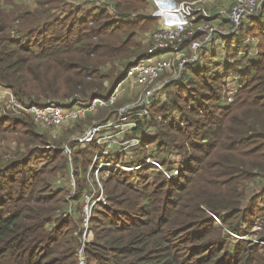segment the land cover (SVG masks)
Here are the masks:
<instances>
[{
  "label": "trees",
  "instance_id": "obj_1",
  "mask_svg": "<svg viewBox=\"0 0 264 264\" xmlns=\"http://www.w3.org/2000/svg\"><path fill=\"white\" fill-rule=\"evenodd\" d=\"M24 1L0 0V85L18 97L87 100L104 93L116 74L109 65L144 55L140 35L159 24L145 14L148 0H113L117 19L96 6L80 16L84 5L66 0H34L33 9ZM140 11V20L129 18ZM263 26L250 70H237L232 102L225 80L199 61L173 85L170 101L157 100L149 116L137 119L127 134L141 140L136 159L126 163L133 169L100 170L108 174V201L93 207L89 264H264L263 246L231 236L244 235L264 217L256 202L264 198ZM37 126L30 115L9 116L0 106V264H80L83 219L68 206L89 186L83 179L68 194L59 182L69 175L68 156L62 145L43 147L47 137ZM72 146L74 161L84 167L107 147L97 141ZM120 147L100 159L120 163L130 153L117 152ZM152 147L165 167L177 161L160 153L178 151L179 165L170 166L181 168L178 177L167 178L154 164L141 166L154 156ZM257 178L262 186L250 202L247 183Z\"/></svg>",
  "mask_w": 264,
  "mask_h": 264
},
{
  "label": "built area",
  "instance_id": "obj_2",
  "mask_svg": "<svg viewBox=\"0 0 264 264\" xmlns=\"http://www.w3.org/2000/svg\"><path fill=\"white\" fill-rule=\"evenodd\" d=\"M155 10L147 16L159 19L157 28L148 35L149 46L144 55L136 58L123 75L118 78L113 88L107 95L93 96L87 100L74 97L72 100H47L44 103L22 101L14 95L11 90L3 88V95L11 103L12 107L30 113L33 120L41 127L50 129L60 127L63 122L76 121L97 110L99 105L112 106L127 92L126 85L136 87L137 95L130 93L132 99L125 104L115 108L112 114L105 121L96 122L82 134L73 136L71 141L82 145L97 141L107 147L99 152L94 160V167L100 171L103 167L126 168L120 163L104 161L100 159L101 154L115 152L109 147L110 142L121 145L117 152L128 148L140 147L139 137L126 139L122 144L113 139L110 131L116 126H123L125 130H119L116 134L122 135L128 130L137 126L138 118H145L150 115V107L159 99L161 92L169 87L173 81L179 80L186 72L190 63L200 61L202 51H215L216 45L224 46V39H231L239 34L241 27L253 18L260 17L264 13V0H233L230 4L223 5L212 10L208 3L210 0H152ZM218 37L223 41H218ZM189 53V54H187ZM168 55V57H163ZM175 74V77L168 80L164 75ZM237 91V88H236ZM236 91L229 89L228 101L234 100ZM123 95V96H121ZM135 95V97H133ZM122 127V128H123ZM121 129V128H120ZM115 131V130H114ZM64 151L68 159L72 160L74 152L70 144L64 145ZM98 161H100L98 163ZM154 164L158 166L169 179L178 177L181 173L180 167H165L159 161L148 158L141 166ZM95 202L107 204V196L103 193L96 196ZM94 206V205H93ZM92 208L85 209L83 229L85 232L90 228ZM217 221H220L214 215ZM83 247L81 252H83ZM80 264H86L84 259Z\"/></svg>",
  "mask_w": 264,
  "mask_h": 264
},
{
  "label": "rangeland",
  "instance_id": "obj_3",
  "mask_svg": "<svg viewBox=\"0 0 264 264\" xmlns=\"http://www.w3.org/2000/svg\"><path fill=\"white\" fill-rule=\"evenodd\" d=\"M149 1V6L147 8V10L145 11V14H150L152 11L149 8L150 5L152 6V10H155V7L152 5L153 1L152 0H148ZM178 1H192V0H178ZM25 5L28 6L29 8L33 9L35 7V1L34 0H26L24 1ZM113 0H66V4H68V6L70 4H75V5H79V4H83L84 5V10H82V12L80 13V16L86 15L89 11H92V9L94 10V6H96V10L99 9H103V8H107L108 11L115 17V19L117 18H122V17H118V12H116V8L114 7ZM143 12V11H142ZM141 11L140 12H132V14L129 16V18H131V20L133 21H138L140 20L138 18V15H142ZM145 16V15H143ZM263 16V17H262ZM263 20V22L261 21ZM264 24V13L260 15V17L258 18H253V20H248L243 26H242V31L239 32V34H237L236 36H234L233 40L230 39H224V46L217 44L216 45V50L215 51H202L201 55H200V62L197 64L202 65L201 68L206 69V68H212V72L217 73V75H220L226 83V91L228 92L229 89H232L234 91H236V84H237V80L236 77H238V69L241 72L246 73L248 70H250V63H252L253 59L256 56L257 53V44H259L260 40H261V30L260 28L262 27V25ZM155 26H150L148 27L145 31H143V33L140 35V42L143 45V47H147L149 46V42H148V35L154 31L156 28ZM264 27V26H263ZM239 40V41H238ZM218 41L222 42L223 39L218 37ZM233 42V44H231ZM231 44V45H230ZM143 53L139 51V53L137 55H135L134 57L130 58L127 62H125L122 66L117 65V67L113 66V65H109L108 70L111 68V70H115V75L109 79L106 83V87H105V92L104 93H98L97 96H105L109 93V91L113 88V86L115 85V82L118 80L119 78V74L121 71L123 72V70L126 68L125 66L129 65L133 62L134 58H136V56H139ZM189 54V53H187ZM163 57H168V55H163ZM196 67V64L194 63H190L187 65L186 67V72L181 76V78L179 80L173 81L174 79H172L173 77H175V74L173 73H168L166 75H164V77L162 78H166L168 80L172 79L173 82H171L169 84V87L165 90H163L160 94L161 99H160V103H163L164 101H170V99L173 97V94H175L176 92V87H173V85H175V83L180 82L183 77L186 74H191L192 70ZM126 70V69H125ZM121 72V73H122ZM225 76V77H224ZM126 90L127 92L121 96H123L122 98H120L118 101H116L112 106H104V105H99L97 110L91 113H87L86 116H83L82 118H78V120L76 121H71V122H63L61 124L60 127H54V128H50V129H46L41 127L39 124H37L39 131H41L42 133H44L47 137V141L48 144H46L45 148H50V147H60V145H62V147H64L65 144H70L71 146L73 145V143L75 144V142L68 140V138H72L73 136L82 134L83 132H85L88 127L92 126L93 124H95L96 122H100V121H105L106 119L109 118V116L112 114V112L115 110V108H117L118 106L127 103L128 101H130L132 99V97H130V93H133L135 95H137V93H135L137 91L136 87H130L129 85H126ZM3 86L0 85V106L2 108V113L3 114H8L9 116H21V115H30L32 118L33 116L30 113H27L25 111L22 112V110H18L15 109L14 107H12L11 103L8 102V99H6V97L3 95ZM237 93V91H236ZM229 94V92H228ZM135 95H133V97H135ZM236 95V94H235ZM78 96V95H77ZM229 96V95H228ZM20 99H22V101H31V100H36L39 101V103H44L49 99H45V100H38V98L34 97V96H21ZM58 100H64V99H70L72 100L71 97L67 98V97H60V98H56ZM82 99V98H81ZM53 100V99H50ZM159 100V99H158ZM177 115V114H176ZM179 118V116H177ZM120 126V125H119ZM118 125L116 126V131H114L113 129L110 131L113 135H115L113 137L114 140L120 142L121 144L125 141L123 139L125 138H129V136L127 135L128 132H130V130L124 132L122 135L116 134L119 130H125L123 126L125 125H121V127H119ZM123 127V128H122ZM121 128V129H120ZM67 139V140H66ZM41 146V147H42ZM115 146H121L120 144L111 141L110 142V146L109 147H115ZM36 147V146H33ZM74 149V146H72ZM16 148V145L13 143L12 149L14 150ZM110 148V149H112ZM25 150V149H23ZM127 150H129V154L125 153L126 155H123L124 157L122 158V161L120 162V165H124V167L126 168H131L129 167L130 164H126V163H131L132 161H134L136 159V153L138 150H136V148H128ZM75 151L73 152L72 155V160L68 159L69 162V175L68 177H59V182H63L67 188L69 189V193L71 195H74V193L78 190V188H80V183H82L83 179L87 180L88 183V188L86 189V191H83V195H82V199H80L79 201L76 200H70L69 206H68V210L71 213L73 210L74 215H76L77 219L82 217L83 221L85 219V209L92 208V215H93V207L97 204L94 203L95 202V194H97L96 196H98L99 194L103 193L105 196H107L108 199V195H107V190L104 184V179L107 178V173H101V171H98V169H96L94 167V162H89L87 163V165L84 167V163L83 162H77L74 161L75 160ZM150 153L153 154L154 156H151V158L153 160L155 159V154L158 155L159 152H157L156 147H152V149L150 150ZM178 151L172 149V152H170L168 149H164L162 151V153H160L161 156H165L169 159L172 160V162H174L173 164L169 165L170 166H178L179 165V158L177 156ZM128 155V156H127ZM96 157V156H95ZM94 157V160H95ZM112 159H115V157H113ZM81 161V160H80ZM158 161V160H157ZM182 162H186V159H182ZM113 162H115V160H113ZM175 164V165H174ZM129 165V166H126ZM163 165V164H162ZM117 168V167H116ZM78 169V175L75 174V170ZM86 169V171H85ZM66 178V179H65ZM261 179L257 178L254 181H251L249 183H247V187H246V196L248 201H252L253 198L257 195L258 191H260V187L262 186L261 183ZM257 205L258 207H260L261 209L264 208V198H260L257 197ZM94 205V206H93ZM73 209V210H72ZM264 210V209H263ZM72 212V213H73ZM263 213V212H262ZM260 213L258 216L261 217L264 215V213L262 214ZM263 220L260 221V223L255 226H252L250 229L247 228V231L244 235H241L238 231L237 232H231V236L233 237L234 241L239 240V239H245L248 241H251L254 244H257L259 246H263L264 247V239H262L260 237V234L263 231V225H264V217H262ZM263 221V222H262ZM220 223V221H217ZM263 224V225H262ZM84 230V229H83ZM95 235L94 232H92L91 230L88 229L87 232L84 231L83 236H82V240H81V247L79 248L78 251V255L80 256L81 260L84 259L86 264L88 263V259H87V255H86V248L89 245V243H91L94 239ZM83 247V252H81V249ZM90 264H99L98 262H96L95 260L91 261Z\"/></svg>",
  "mask_w": 264,
  "mask_h": 264
},
{
  "label": "crops",
  "instance_id": "obj_4",
  "mask_svg": "<svg viewBox=\"0 0 264 264\" xmlns=\"http://www.w3.org/2000/svg\"><path fill=\"white\" fill-rule=\"evenodd\" d=\"M233 0H210L208 5L212 10H216L223 5L230 4Z\"/></svg>",
  "mask_w": 264,
  "mask_h": 264
}]
</instances>
